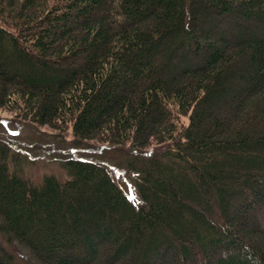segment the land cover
<instances>
[{"label":"trees","instance_id":"16d2710c","mask_svg":"<svg viewBox=\"0 0 264 264\" xmlns=\"http://www.w3.org/2000/svg\"><path fill=\"white\" fill-rule=\"evenodd\" d=\"M0 110L134 151L139 205L93 160L33 183L0 141L26 264H264V0H0Z\"/></svg>","mask_w":264,"mask_h":264},{"label":"rangeland","instance_id":"374dc122","mask_svg":"<svg viewBox=\"0 0 264 264\" xmlns=\"http://www.w3.org/2000/svg\"><path fill=\"white\" fill-rule=\"evenodd\" d=\"M0 141L9 144L15 158L13 165L19 163L24 177L33 183L39 184L47 175H55L63 179L66 171L62 164L66 159L93 160L107 168L115 182L135 204L141 203L137 189V175L128 165V160L133 157L134 151L127 147L77 142L71 132L65 136H57L46 126L20 122L3 110H0ZM163 149L164 147L157 151L162 152ZM261 208L263 209H259L256 213H248L250 224L257 221L262 227L264 226V205H261ZM0 251L11 254L14 264H26L23 254L8 244L1 234Z\"/></svg>","mask_w":264,"mask_h":264}]
</instances>
